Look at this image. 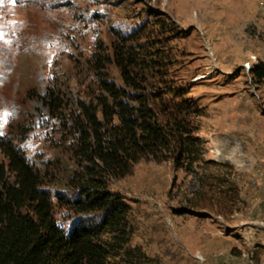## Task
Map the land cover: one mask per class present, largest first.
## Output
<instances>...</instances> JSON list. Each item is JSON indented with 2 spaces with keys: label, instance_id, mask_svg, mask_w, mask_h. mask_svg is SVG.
<instances>
[{
  "label": "rangeland",
  "instance_id": "1",
  "mask_svg": "<svg viewBox=\"0 0 264 264\" xmlns=\"http://www.w3.org/2000/svg\"><path fill=\"white\" fill-rule=\"evenodd\" d=\"M116 47L140 88L195 110L203 142L192 166L144 158L108 179L130 208L111 264H264V79L252 74L264 65V0L0 3V113L12 114L0 138L37 173L66 231L100 222L59 198L77 197L81 106L95 104L101 79L126 88Z\"/></svg>",
  "mask_w": 264,
  "mask_h": 264
},
{
  "label": "trees",
  "instance_id": "2",
  "mask_svg": "<svg viewBox=\"0 0 264 264\" xmlns=\"http://www.w3.org/2000/svg\"><path fill=\"white\" fill-rule=\"evenodd\" d=\"M115 49L126 88L101 79L95 104L81 106L77 197L59 198L77 214H99L100 222L75 225L70 231L60 227L37 173L11 141L0 138L7 160L6 166L0 165V264H111L127 243L130 208L108 191V179L130 175L144 158L160 162L172 156L177 167L198 161L203 141L193 128L195 110L187 105L175 111L177 104H164L172 92L140 88L132 72L135 62ZM252 74L263 80L264 65L258 64ZM11 174L14 184L8 182Z\"/></svg>",
  "mask_w": 264,
  "mask_h": 264
},
{
  "label": "snow or ice",
  "instance_id": "3",
  "mask_svg": "<svg viewBox=\"0 0 264 264\" xmlns=\"http://www.w3.org/2000/svg\"><path fill=\"white\" fill-rule=\"evenodd\" d=\"M3 2V0H0V3H2ZM13 2H15V0H13ZM11 113H9V112H2V113H0V117H2L3 118V121L6 123L7 122V119L9 118V117H11ZM0 134H2V133H0Z\"/></svg>",
  "mask_w": 264,
  "mask_h": 264
}]
</instances>
